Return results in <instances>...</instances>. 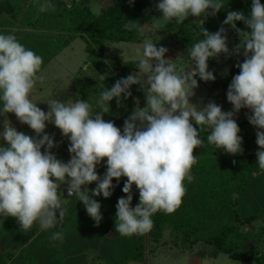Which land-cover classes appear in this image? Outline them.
<instances>
[{"label":"clouds","instance_id":"9594fccd","mask_svg":"<svg viewBox=\"0 0 264 264\" xmlns=\"http://www.w3.org/2000/svg\"><path fill=\"white\" fill-rule=\"evenodd\" d=\"M224 7L223 0H159L156 8L162 16L153 20L157 26L173 18L183 23L189 16H215ZM39 10L55 11V5L45 2ZM199 21L203 39L188 48V57L194 64L191 70L178 68L174 61L165 59L166 47L157 48L145 41L142 48L135 49L138 72L117 80L111 89L105 88L98 100L101 109L95 113L82 99H53L47 102V112L39 108L30 95L37 81L43 83L45 79L38 75L43 58L19 43L15 35L0 34V114H15L36 134L35 138L27 135L7 118L4 120L0 137L7 146H0V216L16 218L25 232L36 222L41 229L53 228L63 222L67 212L60 195L61 184H67L68 196L83 202L87 214L98 225L102 220L101 204L94 197H110L113 179L119 182L126 177L122 188L126 198L118 199L115 230L122 236L143 235L153 227V214H171L180 207L186 194L184 181L190 183L194 179V150L205 145L200 137L201 126L212 129L208 144L232 155L243 152L240 128L234 119L242 108L251 111L247 119L257 129L259 171L254 175L264 173V4L252 0L248 16L243 11H228L222 24L231 26L241 37L232 52L223 26L210 33L202 26L203 20ZM237 21L250 31L237 28ZM124 27L143 35L144 28L137 21L127 20ZM241 50L244 60L237 63L239 74L227 90L232 111H223L214 101L203 107L191 103L190 97L198 87L195 77L198 75L205 82L216 78L208 69L209 59L221 54L240 55ZM141 74L143 79L146 77V89L141 84ZM135 84L142 86L146 107L141 108L136 101L137 106L124 120L121 131L114 122L105 121L103 115L110 111L108 102L113 98L121 106V97H130V87ZM46 122L54 124L70 141L67 162L51 152L57 145L53 136L45 134ZM105 161L106 172L101 178L96 169ZM93 182L96 187L89 190L86 186ZM133 185L139 191L135 208L131 207ZM51 239L62 242L63 233L54 232Z\"/></svg>","mask_w":264,"mask_h":264},{"label":"trees","instance_id":"16d2710c","mask_svg":"<svg viewBox=\"0 0 264 264\" xmlns=\"http://www.w3.org/2000/svg\"><path fill=\"white\" fill-rule=\"evenodd\" d=\"M109 1L111 5L108 8L94 12L76 0L70 3L66 0H0V34L15 35L19 43L43 58L38 75L74 40L83 39L87 63L98 74L95 77L77 78L76 85L80 99L87 101L95 113L101 109L98 100L105 88L111 89L117 80L138 72V62L125 61L123 57L105 61L103 55L106 46L109 43H143L148 29L154 28L157 23L153 17L162 16L156 8L159 0H133L131 4L129 0ZM45 2L55 5V11L41 12L39 5ZM223 3L225 7L215 16H189L183 23L173 18L159 26L157 32L175 44L183 54H187L189 47L203 39L199 20H203L202 26L210 33H215L223 26L240 43L239 34L222 22L228 11H243L246 16L250 15L252 0H223ZM261 3L264 4V0ZM127 20L137 21L144 28L143 35L135 29L126 30L124 25ZM236 25L242 31H250L242 21H237ZM188 59L190 64L191 60ZM243 60L236 57L228 75L218 82L224 96L233 77L239 74L237 63ZM99 74L102 78H99ZM130 91V97H121V106H117L116 98L108 102L110 111L103 115L105 121H112L116 125L130 116L139 97L137 87L131 86ZM218 105L223 111H229L222 101ZM2 107L0 101V109ZM247 122L248 119L238 125L239 128L245 127ZM193 126L199 131L195 122ZM201 128L200 137L205 145L194 150L197 157V163L191 168L194 179L190 183L185 179L186 194L180 207L171 214L163 211L153 214L152 229L143 235L127 236L129 238L124 242L120 254L111 253L112 258H104L107 264L143 263L147 257L148 244H155V248L167 244L162 242L167 227L175 235L170 244L180 251L193 252L202 243L232 260L264 264L261 234L243 231V228L264 220V173L254 175L259 171L256 157L259 148L256 147L255 151L247 148L248 153L238 156L233 164V161L223 156V149L207 143V136L212 129L207 125ZM253 142H256V137ZM126 179L122 177L119 182L113 179L114 188L110 197L104 198L102 194L94 197L101 204L102 220L98 225L91 217L85 216V206L78 198H73L72 203L68 204V214L60 230L46 229L38 233L33 225L25 232L16 218L8 217L0 226V264H38V259L54 248L50 241L52 234L58 231L63 233L64 239L62 242L56 240L55 244L73 258L72 264L82 263L86 249L95 245L99 247L97 242L105 237L104 230H114L119 234L115 230L116 205L119 198H126L122 191ZM132 195L131 207L135 208L139 203V191L135 185ZM112 240L116 239L111 238L108 243H113ZM100 254L102 256L101 251ZM55 257L56 261L62 262L60 264H65L63 254H56Z\"/></svg>","mask_w":264,"mask_h":264},{"label":"rangeland","instance_id":"374dc122","mask_svg":"<svg viewBox=\"0 0 264 264\" xmlns=\"http://www.w3.org/2000/svg\"><path fill=\"white\" fill-rule=\"evenodd\" d=\"M66 1L70 3L72 0H66ZM76 1L89 7L94 12H99L100 10L106 9L111 5V2L109 0H76ZM243 1L246 2L248 0H243ZM158 27L159 26H157L156 23L154 28L148 29V31L146 32L147 38L145 41H151L152 43L156 44L157 48H159L160 46L166 47L168 51L165 53V59H170L174 61L177 64L178 68L183 67L185 70H191L194 67V64L192 61H190L191 65L189 64L188 53L183 54V52L175 44H173L166 37L158 33L157 32ZM226 36H227L229 51L232 52L235 46L240 43L236 42L234 39L232 40L233 34L231 32L227 33ZM143 43L141 44L109 43L106 46L103 59L107 61L115 57H123L125 61L138 62L139 58L135 55V49L137 47L142 48ZM85 48H86V43L84 42V40L81 38H77L40 74L43 75L45 79L43 83L37 81L30 95V99L34 103H37V106L39 108L47 112L49 110V105L47 104V102L53 99H57L61 102H67L69 100L71 102H75V100L80 99L78 93V87L76 85L77 78L95 77L96 74H98L89 67L87 63V54ZM236 57L244 58L243 50H241L240 55L233 54L231 56H226L225 54H223L220 55L218 58H213L211 61H209L208 69L209 71L213 72L216 78L214 81L205 82L200 80L199 76L197 75L195 78L198 81V87L194 89L195 94L192 97H190V102L196 104L198 107H203L210 101H214L217 104L220 103L221 99L223 98V93H222L223 90L221 89L219 83L215 84L216 83L215 81L220 82L223 77L228 75L229 68L231 67V64L235 61ZM101 76L102 75H100L99 78H102ZM144 79H146V77ZM144 79H143V75L141 74V84L146 89L147 84L144 82ZM132 86L138 88L139 97L137 98L136 101L139 102V106L141 108L146 107V97L142 89V86L140 84H135ZM224 103L226 105L229 104L228 109L229 111H232L233 106L227 101L226 98L224 99ZM250 114L251 111L249 109L242 108L239 113H236L234 115V119L236 120L237 124L240 125L241 123L247 121V116ZM5 118H7L10 124L13 127H15L18 131H21L34 138L36 137L35 132L28 125L20 123L17 117L15 116V114L13 113H8L6 115L2 114L0 116V132L3 131V123ZM192 123L194 124V121ZM116 126L120 128L121 131H123L124 122L118 123L116 124ZM256 131L257 129L249 122H247L245 127L240 128V132H239V135L242 137L241 147L243 148V152L232 155L224 151L223 156L226 159L233 161V164H235L234 161L238 156L248 153L247 148H250L251 151H255L256 147H258L256 142H253L254 137H256ZM45 134L53 136L54 142L57 145L56 147L51 149V152L58 159L67 162L70 159V153L68 152L70 141L68 140V138L64 137L61 131L58 128H56L54 124L48 122H46ZM0 146H7L6 141H4L2 137H0ZM41 150L42 152L45 151L44 148H42ZM105 165H106V161L98 165L96 169L98 175L101 178H103V175L106 172ZM86 187L89 190L94 189L96 187V183L93 182L92 184H89ZM66 189H67V184H61L60 191L64 193V196L62 192L60 193L61 200L63 202L64 207H66L67 209V207L69 206L68 204L72 203L73 198H77V197L75 196L69 197ZM67 214L68 213L66 212L64 218H66ZM58 216L59 213L57 212V217ZM85 216L87 218L90 217L87 213ZM7 218L8 217L0 216V226L4 223V221ZM60 225L61 223H58L55 227L50 229L60 230L61 229ZM34 226L36 227L38 233H41L45 230L40 228L38 222L34 223ZM50 229L47 230L49 231ZM243 231H249L253 235L261 234L260 235L262 237L261 248L264 249V220L257 221L253 223V225L243 228ZM104 232H105V237H102L97 242L99 244V247L98 245H95L94 247L90 246V248L86 249L83 254L84 260L80 264H83L84 262L85 264H107L108 261L105 260L104 258L106 257L112 258L111 253L115 255V253L120 254V252H122L121 248L123 247L124 242L129 237L127 236L124 237L120 234H117L116 232H114V230L111 231L104 230ZM174 236H175L174 232L170 227L165 228L162 242H167L168 245L166 244L158 248H155V244H148L146 249L147 252L146 260L143 263H130V264H255L253 261L241 262V261L232 260L227 255L221 254L215 251L214 249H212L211 247L202 243L198 244L194 248L193 252L180 251L170 244V242L174 239ZM111 238L113 239L115 238L116 242L112 240L113 243L109 244L108 240ZM55 242L56 240L50 241V243L54 244V248H51L49 252L45 253V256L39 258L38 264L62 263L60 262V260L56 261V257H55L56 254H63L65 257L63 259V262L65 264H72L71 261L73 258L70 255H66L62 251L61 246L55 244ZM100 251L102 253V256L100 254ZM108 254H110L111 257Z\"/></svg>","mask_w":264,"mask_h":264},{"label":"crops","instance_id":"0c3cea01","mask_svg":"<svg viewBox=\"0 0 264 264\" xmlns=\"http://www.w3.org/2000/svg\"><path fill=\"white\" fill-rule=\"evenodd\" d=\"M227 33H229V32H226V34H227ZM233 39H234V37H232V40H233ZM234 40H235V39H234ZM239 58H241V57H239ZM231 65H232V64H231ZM215 82H216L215 84L218 83V81H215ZM222 93H223V92H222ZM225 98L227 99V91H226V95H225V96L223 95V98L221 99V101L223 102V105H224L225 107L229 108V107H228L229 104H227V105L225 104V103H226V100H225V103H224V99H225Z\"/></svg>","mask_w":264,"mask_h":264}]
</instances>
